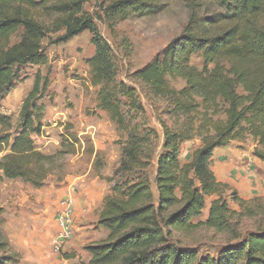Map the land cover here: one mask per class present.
I'll return each instance as SVG.
<instances>
[{"label":"trees","instance_id":"obj_1","mask_svg":"<svg viewBox=\"0 0 264 264\" xmlns=\"http://www.w3.org/2000/svg\"><path fill=\"white\" fill-rule=\"evenodd\" d=\"M161 1L113 0L104 12L123 19L153 14L161 9ZM202 1L188 0L189 15L181 33L161 54L129 75L154 96L176 97L178 112L196 109L195 97L205 110L212 106V114L222 103L225 118L209 116L199 125L214 133L202 136L191 160L180 164L181 144L190 134L161 122L162 145L157 149L159 135L147 125L138 91L117 79L111 47L93 17L83 11L85 0H0V102L17 82L20 67L45 61L42 40L48 33L63 29L53 40L60 43L87 30L94 47L86 63L91 83L98 86L96 106L127 134L118 166L106 178L112 185L98 215V224L108 235L84 247L90 255L87 261L73 264H264V229L243 238L233 230L232 239L240 241L224 246L216 257L199 256L196 250L172 241L175 231L191 233L205 226L221 232L233 223L235 212L222 197L228 185L217 180L210 168L215 148L251 136L257 143L253 155L264 162V0H216L223 11L200 14ZM15 36L19 39L12 42ZM198 53L201 68L190 63L191 55ZM168 74L182 78L185 86L171 90ZM46 88L47 82L41 85L36 74L16 125L0 111L3 177L20 179L34 188L45 183L61 154L73 151L62 146L55 153H44L35 145L33 135L43 129V108L36 102ZM231 194L240 206L245 203L236 190ZM213 195L206 220L193 222L202 215L205 198ZM0 250L4 252L0 264L18 263L19 255L5 239L0 240Z\"/></svg>","mask_w":264,"mask_h":264},{"label":"rangeland","instance_id":"obj_2","mask_svg":"<svg viewBox=\"0 0 264 264\" xmlns=\"http://www.w3.org/2000/svg\"><path fill=\"white\" fill-rule=\"evenodd\" d=\"M112 1L85 0L83 11L93 17L100 33L109 43L117 79L137 89L145 108L147 125L159 135L157 149L160 150L162 145L161 122L172 130L190 134V138L181 144L179 155L180 164L187 163L193 152L201 146L202 136L209 137L214 133L207 127L199 129V125L205 123L209 116L214 120L225 118L222 103L216 108L217 113L212 114L213 107L205 110L201 100L195 97L198 103L196 109L178 112L175 110L176 97L168 100L167 97L154 96L137 81L131 80L129 75L161 54L181 33L189 15L188 0H162L158 12L131 14L125 19L105 15L104 8ZM198 11L203 14L223 9L216 0H203ZM63 31L48 33L43 38L45 61L20 67L17 82L0 102V111L9 115L16 125L22 100L31 89L35 75L39 73L41 85L46 81L47 88L36 102L37 107L43 108V129L40 135H33L35 145L44 153H55L62 146L65 151L73 148V151H66L55 160L51 173L40 188H34L20 179H7L0 170V240L8 241L10 249L17 252L19 261L16 264H25L23 259L38 261L32 257L37 253L31 244L37 246L38 238L48 240L47 234L56 223L57 210L64 198L71 197L74 208L75 198L87 197L79 186H86L87 189L104 184L105 188L108 186V189H103L104 194L110 192L112 183L106 178L112 176L118 166L121 145L127 138V134L117 128L108 114L96 106L98 86L91 83L90 68L86 63L94 52L90 32L85 30L66 42L53 43ZM18 39L15 36L12 42ZM190 63L201 68V54L191 55ZM166 83L175 92L185 86L182 78L170 74L166 76ZM255 146L257 143L251 136L235 139L226 147H217L218 151L224 152L215 151L210 161L216 179L228 185L222 197L235 212L229 230L217 232L199 226L191 233L175 231L172 241L178 247L192 248L199 256L216 257L224 246L240 241L232 239L233 230L243 238L248 233L264 229V162L253 155ZM4 153L5 150L0 151V157ZM80 175H85L84 181L79 178ZM149 175L153 179L154 165ZM68 180L66 186L64 182ZM232 190H236L237 196L245 200L242 206L234 200ZM215 197L205 198L202 215L194 218L193 222L206 220L209 204ZM101 207L82 217V224L90 228L83 236H91L83 240L85 245L103 240L108 235V230L98 224ZM75 225L71 239L77 234ZM95 228L96 231H93ZM51 250L61 255L62 248L58 252L53 248ZM3 253L0 250V255ZM50 257L48 254L47 262H51ZM53 263L56 264V261L53 260Z\"/></svg>","mask_w":264,"mask_h":264},{"label":"crops","instance_id":"obj_3","mask_svg":"<svg viewBox=\"0 0 264 264\" xmlns=\"http://www.w3.org/2000/svg\"><path fill=\"white\" fill-rule=\"evenodd\" d=\"M219 148H215L213 153L215 151H217L218 153L224 152V150L218 151ZM79 178L82 181H84L85 175H80ZM67 183H69V180H68V182H64V184L66 186H67ZM84 185H86V184H84ZM100 186L102 188H100ZM79 187L81 188V192L83 191L84 193H86L87 197L86 198H83V197L75 198L74 197L75 198V205L73 208V217H74V224L76 223L75 227H76L77 234L74 236V238L68 240L63 245L62 250H61V255L56 254V253L52 252V250H51L52 249L51 241L57 232V225H56V223H54L52 229H50L52 231L47 234L48 240H43L42 238H40V239L38 238L39 242L38 241L36 242L37 246H34L31 244L32 248L37 253V254L33 255L32 257H35V259L38 260L39 262L38 261L33 262V260L28 261V259H23L22 260L23 263H25V264H55V263H53V260H55L56 264H73V263H76L78 261H87L89 259V257H90L89 253L85 249H82V248H84L87 245V244L85 245L83 240L89 239L91 237L88 234H86V236H83L84 233H86V231L89 230L90 228L89 227L87 228L86 226H84L82 224V221H83L82 217L83 218L86 217V215H89V213H91V212L94 213V211H97L96 209H98L102 206L103 198L107 194V193L104 194L103 189H108V186L105 188L104 184L103 185L100 184V185L95 186L93 188L88 187L87 189H86V186L84 188H82V185ZM85 190H87V192H85ZM65 192H66V190H65ZM74 192H76V191H74ZM35 229L38 230V228H36V227H35ZM93 231H96V228ZM41 250H42V253L40 252ZM80 250H81V255L79 254ZM41 254H42V256H41ZM48 254L51 255V257H50L51 262H47ZM73 254H74L73 258H66L65 257V256H72ZM52 255H54V256H52Z\"/></svg>","mask_w":264,"mask_h":264},{"label":"built area","instance_id":"obj_4","mask_svg":"<svg viewBox=\"0 0 264 264\" xmlns=\"http://www.w3.org/2000/svg\"><path fill=\"white\" fill-rule=\"evenodd\" d=\"M57 232L52 238V248L58 252L65 242L73 236V202L71 197H66L60 202L56 216Z\"/></svg>","mask_w":264,"mask_h":264}]
</instances>
